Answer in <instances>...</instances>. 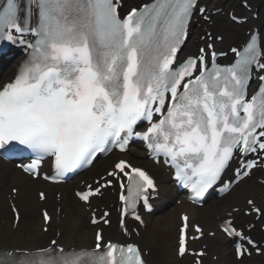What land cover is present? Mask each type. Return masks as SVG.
Returning <instances> with one entry per match:
<instances>
[{
	"label": "snow or ice",
	"instance_id": "6c2138e0",
	"mask_svg": "<svg viewBox=\"0 0 264 264\" xmlns=\"http://www.w3.org/2000/svg\"><path fill=\"white\" fill-rule=\"evenodd\" d=\"M195 7L196 0H153L121 18L118 0H0V37L31 50L14 79L0 85V149L30 151L24 171L37 175L41 161L50 158L51 179L58 182L91 165L98 153L124 152L135 135L171 163L194 200L221 180L236 153L264 156V87L250 99L245 95L261 55L255 38L230 67L206 70L195 59L173 67ZM141 121L148 122L146 131H136ZM241 165L237 175L248 176L257 163ZM108 176L127 191L120 195L125 215L141 200L148 206L149 190L156 191L146 171L124 160ZM111 184L107 180L76 195L87 203ZM248 204L264 215L252 200ZM182 219L181 257L189 251L190 227L189 218ZM222 230L233 238L237 256L244 255V243L260 251L231 221ZM194 231L199 235L191 239L205 235L198 225ZM95 240L91 249H65L53 240L55 247L0 254V264H146L131 243H102L100 232Z\"/></svg>",
	"mask_w": 264,
	"mask_h": 264
},
{
	"label": "bare ground",
	"instance_id": "6f19581e",
	"mask_svg": "<svg viewBox=\"0 0 264 264\" xmlns=\"http://www.w3.org/2000/svg\"><path fill=\"white\" fill-rule=\"evenodd\" d=\"M231 0H219V4L221 7L227 8V6H231V9H234L235 11H242V9L238 8L237 6H233V3L230 2ZM234 1V0H233ZM127 3H129L130 5L133 4L132 2H129L127 0ZM213 1H210L209 4H212ZM233 6V7H232ZM254 6H257L259 8H261L262 10H264V0H261L260 3L255 2ZM262 18V17H261ZM253 21H250L248 23H246L245 28H247ZM259 22V21H257ZM257 24V23H256ZM216 27H219L218 25H216ZM222 30V29H221ZM223 34L226 35L225 32L221 31ZM242 33V32H241ZM262 37H263V45H264V27L262 28ZM244 37L240 34V32H236V33H232L230 35H227L225 40L223 41V46L231 43V42H241V40ZM193 45V41L188 45V48H190ZM15 64L11 67H14ZM4 74H6L7 76H10L13 74V69H9L7 71H4ZM132 154L129 155L127 154V158L131 159L133 163L135 164H140V165H144L147 166L143 161H138L136 160L134 154H138L137 150H131ZM113 158L110 157L108 159H105L101 164H99V167L97 168V171L99 170H103L104 166H108L110 163V160H112ZM147 168L150 170V172L158 179V183L159 186L163 189V191L166 193L167 192V184H165V179L164 176H162V174L157 171L156 169H154L153 167H148ZM11 171H13V167L10 164H6V163H2L0 161V185L4 184L5 181L10 177V173ZM17 172V171H15ZM83 177H86V175H84ZM82 177V178H83ZM20 180H18L19 183V190L17 191L16 197H15V201L18 204V208L21 211V221H23L25 218H27V216L32 215L34 212H32L33 208L35 209L36 207H40L43 208L44 205L41 204L38 200V196L37 199L35 200L32 197H29V193L33 191V186L32 184L27 181L26 176L21 175V177L19 178ZM246 181H244L245 183ZM241 184V183H240ZM39 189H43L46 190L48 192V194H46V199L49 200V204L52 205L53 208H55V206H61L63 209L67 210L69 212L70 215L75 216L77 214V210L79 211L82 206L79 205H74V203H72V201H69V198L71 197L68 187L64 188L65 190H61L62 192V198L60 200V202H56L55 198H52L50 196V191L47 188H51L50 186L39 182ZM252 191V187L248 186L245 188H242L241 190L235 192V194L233 195V197L231 198V200L229 201L230 203H239L242 204V200L245 194H248ZM164 198H166L165 194H163ZM29 197V198H28ZM25 198H28V200H26ZM230 203H226L222 206H217L219 207V211H211V209L209 208H204L202 210L196 209V208H191L192 209V215L194 217H197V220H199L203 226L205 228H215V225L217 224L218 220H221L222 218H224L225 214L227 212H232L230 211ZM8 211L10 212V210L8 208H3V212L6 214H8ZM10 216L12 217V213L10 212ZM237 221H240L239 217L236 214L232 215ZM10 217L7 216L6 220H8V222L11 220L9 219ZM39 217L38 219L36 218L35 222L38 223L39 222ZM179 223V221H178ZM77 224H80L83 228V230H81L82 235L80 237V239L78 240V242H89V239L91 237V233L94 231V229H92L89 226V222L86 221L84 218H79L77 220ZM177 224V221L175 219V217H172V225L173 227H175ZM77 230V226H76V222H73V228L72 231H76ZM255 236H258L259 233L256 231V229L251 231ZM41 236L38 234V237ZM73 239H71L70 241H72ZM69 241V243H70ZM4 247V246H3ZM227 253L225 256L222 257L221 262L222 264H225L227 262H229L230 264H232L231 258L233 256L232 251H229L228 248H226ZM264 264V263H262Z\"/></svg>",
	"mask_w": 264,
	"mask_h": 264
},
{
	"label": "rangeland",
	"instance_id": "374dc122",
	"mask_svg": "<svg viewBox=\"0 0 264 264\" xmlns=\"http://www.w3.org/2000/svg\"><path fill=\"white\" fill-rule=\"evenodd\" d=\"M162 230H164V229H162ZM162 230H158L157 232L154 233L155 242L159 248H164V245L167 243L169 237L171 236L170 230H165L164 232ZM0 238H1V236H0Z\"/></svg>",
	"mask_w": 264,
	"mask_h": 264
}]
</instances>
